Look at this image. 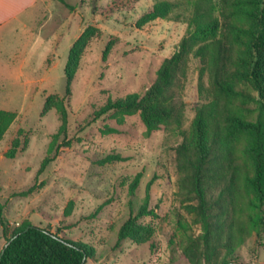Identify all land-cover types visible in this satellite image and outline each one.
I'll return each instance as SVG.
<instances>
[{
    "label": "rangeland",
    "instance_id": "1",
    "mask_svg": "<svg viewBox=\"0 0 264 264\" xmlns=\"http://www.w3.org/2000/svg\"><path fill=\"white\" fill-rule=\"evenodd\" d=\"M161 2L175 8L167 12ZM195 2L0 0V109L16 115L0 141V217L9 232L23 224L50 228L93 248L85 264H207L205 220L220 189L200 214L196 194L183 185L188 171L178 150L184 145L192 159L199 152L191 128L202 102L198 59L189 55L164 92L182 107L184 137L165 125L147 133L138 109L95 115L109 101L142 98L163 61L183 42H198L186 22ZM213 3L226 48L223 77L250 90L249 28L264 0ZM70 52L75 73L66 96ZM237 138L238 163L253 177L252 157L243 153L248 137ZM115 155L121 160L104 161ZM230 196L231 240L214 264H264V210L251 207L253 187L235 180ZM129 221L133 235L118 240ZM4 245L0 225V252Z\"/></svg>",
    "mask_w": 264,
    "mask_h": 264
},
{
    "label": "trees",
    "instance_id": "2",
    "mask_svg": "<svg viewBox=\"0 0 264 264\" xmlns=\"http://www.w3.org/2000/svg\"><path fill=\"white\" fill-rule=\"evenodd\" d=\"M159 7L169 12L175 5L171 2H161ZM157 10L158 7L153 8L149 16L158 17ZM255 18L258 20L249 28L254 53L248 75L250 90L239 87L223 77L226 48L220 33L219 19L215 15V5L213 0H196L186 22L192 27L193 36L199 39L198 42L192 47L183 42L180 52L171 59L164 60L153 85L142 98L134 94L109 101L95 114L101 116L109 111L138 109L147 133L165 125L166 130H175L184 137L182 107L172 99L168 100L164 92L172 86L178 73H182L189 55L198 59V88L202 102L195 109L191 128L199 152L198 156L192 159L187 156L184 145L178 150L187 164L188 172L182 179L183 185L188 192L196 194L202 211L200 214H205L211 209L209 195H212L215 189H220L219 197L215 199L216 209L211 210L205 220L203 255L207 264H214L220 248L231 240L227 228V211L232 204L230 194L235 180L241 179L253 187L254 200L251 207L260 212L264 210V4ZM228 27L233 28L231 25ZM71 54L72 52L65 67L66 96L70 95V85L75 73ZM204 78L208 80L207 86ZM236 111L241 115H237ZM15 117V113L0 109V141ZM240 133L248 137L243 153L252 157L253 177L248 175L244 164L240 166L238 163L237 135ZM112 160L121 158L115 155L104 159L106 162ZM239 171L240 176H237ZM4 223L0 217L2 237L5 240L0 252V264H85L88 259L94 258L95 253L91 246L62 238L50 228L23 224L9 232ZM132 235L133 229L129 221L120 228L118 240ZM195 257V250L191 248L190 262L194 263Z\"/></svg>",
    "mask_w": 264,
    "mask_h": 264
},
{
    "label": "crops",
    "instance_id": "3",
    "mask_svg": "<svg viewBox=\"0 0 264 264\" xmlns=\"http://www.w3.org/2000/svg\"><path fill=\"white\" fill-rule=\"evenodd\" d=\"M8 20H9V19H8ZM3 22H6V21H2V23H3ZM0 23H1V22H0Z\"/></svg>",
    "mask_w": 264,
    "mask_h": 264
}]
</instances>
